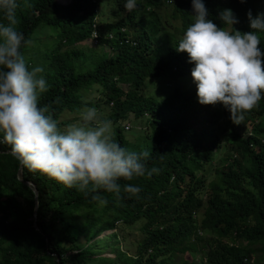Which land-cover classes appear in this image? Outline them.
I'll return each mask as SVG.
<instances>
[{"label": "trees", "instance_id": "1", "mask_svg": "<svg viewBox=\"0 0 264 264\" xmlns=\"http://www.w3.org/2000/svg\"><path fill=\"white\" fill-rule=\"evenodd\" d=\"M60 1L17 0L16 28L31 41L20 51L30 68H42L48 85L39 106L47 107L46 115L61 129L85 107L100 112L112 107V138L126 149L129 130L121 122L131 115L146 119L152 134L145 163L159 171L121 179L119 195L99 190L107 201L101 204L78 187L29 171L9 153L0 132V264H264V93L244 114L245 123L254 122L249 135L228 123L233 155L218 172L219 185L209 187L205 168L223 151L221 137L213 134L215 105H202L197 95L176 86L163 100L146 92L148 79L191 75L195 64L176 48L194 22L192 0H136L131 12L126 0ZM202 2L214 23L225 9L238 13L235 29L241 32L251 31L249 10L253 17L264 13V0ZM108 4L114 20L100 21V8ZM170 6L171 19H166L159 10ZM0 24H8L3 9ZM87 42L89 47H81ZM260 46L264 51V38ZM22 181L38 189V230L36 196ZM125 184L141 191L126 193ZM136 223H142L146 237L134 255L120 246L119 232L98 238L119 224ZM107 249L114 258L104 254ZM186 254L192 262L176 261Z\"/></svg>", "mask_w": 264, "mask_h": 264}, {"label": "clouds", "instance_id": "2", "mask_svg": "<svg viewBox=\"0 0 264 264\" xmlns=\"http://www.w3.org/2000/svg\"><path fill=\"white\" fill-rule=\"evenodd\" d=\"M192 2L194 22L176 48L187 52L189 62L195 64L192 76L186 77H191L193 84L195 81L194 94L200 104H223L233 122L239 124L264 93V51L260 46L264 13L253 17L249 10L251 31L241 32L235 29L239 24L235 11L223 10L214 23L208 19L202 0ZM136 6V0H126L124 5L129 12ZM17 7V0H0L8 21L6 26L0 24V132L11 154L29 171L46 175L66 188L78 187L101 204L107 201L99 190L119 195L121 179L131 181L158 172L146 166L148 150L131 151L113 140L111 121L97 108L85 107L81 122L64 129L46 115L48 109L39 106V98L48 85L40 75L42 68H30L20 51L31 41L16 28ZM123 191L137 195L141 189L125 184Z\"/></svg>", "mask_w": 264, "mask_h": 264}, {"label": "rangeland", "instance_id": "3", "mask_svg": "<svg viewBox=\"0 0 264 264\" xmlns=\"http://www.w3.org/2000/svg\"><path fill=\"white\" fill-rule=\"evenodd\" d=\"M68 1V0H66ZM65 0L60 1L62 3H66ZM104 1V0H103ZM173 7L170 6L168 9H163L159 10L161 15H163L166 19H171V13H172ZM100 12H102L100 16V21H108L111 22L113 21V12L114 9L111 7V4H108L106 6H102L100 8ZM142 15H140L141 17ZM145 18H149L148 15L145 16ZM105 21V22H106ZM174 23H178V21H175ZM163 35V34H162ZM91 45V42H87L82 44L81 47H89ZM174 76V77H173ZM147 95H151L152 97L158 99V100H163L168 93L174 92L175 86L176 88H184L188 91H192L191 93L195 95L196 88L193 84V81L191 77H185V78H178L174 75V73H168L166 75L161 76L158 79H148L147 80ZM185 83V86H184ZM174 87V88H173ZM126 90H128V87H124ZM173 89V90H172ZM195 90V91H194ZM89 91H85L83 95L85 96ZM197 99L198 97L195 96ZM224 105L221 103H217L215 105V110L217 112V116L215 117V123L213 126V134H217L221 137V144L223 146V151L220 153L219 157L216 159L212 167H206L205 172L207 176V186L211 187L213 185H219L220 179H219V174L220 172L228 162V158L233 155L232 149L230 148L231 146L227 143V139L231 138L232 136H228L227 130L228 123L231 125H234V128L237 132H239L242 135H249L250 130L253 126V121L250 123H245V120L243 118L242 121L239 122V124L234 123V122H229V120L226 118L224 114ZM99 111V110H98ZM99 113L101 114L102 117L108 119L111 114H113L112 107L109 108H102V111ZM77 113V115L72 116L70 119L71 120L70 125L80 123V114ZM111 121V130H112V135L115 132L116 125L115 123ZM122 125L129 131L125 130L124 136L128 141V150L131 151H137V150H146L147 147L150 145V139L149 135L152 134L150 132V128L148 127V124L146 123V119L140 118L136 119L134 115H131V118L129 120L121 122ZM68 127V126H67ZM66 128V127H64ZM63 128V129H64ZM230 146V147H229ZM201 176V173H199ZM201 216L199 215V219ZM142 228V223H136L135 225L132 226H124L122 224L118 225L117 229L106 231L102 235H100L98 238H104L107 235H111L113 233L119 232V239L121 240L120 246L127 252H129L131 255H134L137 252V244L141 242L146 236L145 234L141 231ZM105 255H110V257L114 258L115 255L111 253V249H107L104 252ZM257 258V255L252 256V260L254 261ZM197 261L201 260V255H198L196 257ZM177 262L181 263L182 261H188L192 262V257L190 254L186 255H179L176 259Z\"/></svg>", "mask_w": 264, "mask_h": 264}, {"label": "water", "instance_id": "4", "mask_svg": "<svg viewBox=\"0 0 264 264\" xmlns=\"http://www.w3.org/2000/svg\"><path fill=\"white\" fill-rule=\"evenodd\" d=\"M11 153V151L9 152ZM21 173H22V168L19 170L18 173V177L19 179H21ZM24 184H26L27 186H30L34 193H35V199H36V209H35V213H34V226L35 228L38 230V224H37V214H38V208H39V201H38V189L37 187L32 183V182H26V181H22Z\"/></svg>", "mask_w": 264, "mask_h": 264}, {"label": "built area", "instance_id": "5", "mask_svg": "<svg viewBox=\"0 0 264 264\" xmlns=\"http://www.w3.org/2000/svg\"><path fill=\"white\" fill-rule=\"evenodd\" d=\"M95 37H97V35H94Z\"/></svg>", "mask_w": 264, "mask_h": 264}]
</instances>
